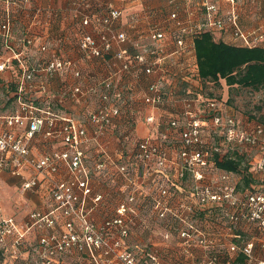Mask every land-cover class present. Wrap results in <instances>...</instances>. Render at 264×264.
Masks as SVG:
<instances>
[{
    "label": "built area",
    "instance_id": "1",
    "mask_svg": "<svg viewBox=\"0 0 264 264\" xmlns=\"http://www.w3.org/2000/svg\"><path fill=\"white\" fill-rule=\"evenodd\" d=\"M5 1L7 13L0 35L12 56L0 60V71H6L14 61L19 71L17 106L0 116V172L23 177L30 167L36 173H58L63 162L70 175L51 182L54 207L31 215L28 229L35 225L54 229L62 218L60 234L40 239L43 251L58 254L76 248L93 252L111 241L105 252L113 250L121 258L129 257L131 264L133 257L120 249L130 230L129 216L137 208H154L163 221L165 238L177 236L182 250L190 254L196 246L201 249L191 260L181 258L171 264H234L223 259L225 246L242 252L246 263L264 264V123L256 119L247 122L237 112H228L226 103L217 96L204 92L193 39L204 29L229 30L238 43H263L264 28L242 24L241 0H167L171 5L167 11L165 7L156 11V7L146 6L143 15L133 10L126 14L127 19L115 0H66L80 25L72 34L74 38L64 28L60 30L63 35L54 40L49 36L50 24H40L41 5L29 15L30 21L38 22L39 32L26 26L17 38L9 19L12 5L20 2L26 9L33 0ZM73 40L76 54L64 52L67 47L62 50L63 44ZM54 43L57 48L51 45ZM170 43L172 48H168ZM47 49L52 53L45 62L32 61L34 53ZM89 57L110 64V71L96 89L98 106L86 111V119L52 110L51 102L44 99L50 78H60L61 99L79 102L83 95L92 93L95 86L87 85L90 81L85 79L89 72L84 64ZM177 92L172 100L171 95ZM133 102L144 111L147 124L166 127L155 132L149 129L148 134L130 140L138 122L132 117ZM168 102L173 103V109H166ZM123 112L131 115V127L120 133L121 139L124 145L132 143V149L114 157L100 138L115 128V120ZM38 135L61 140L64 149L34 155L32 145ZM95 141L100 149L98 157ZM90 144L94 157L89 153ZM227 151L248 154V169L256 179L252 187L239 185L240 172L217 165L215 153L223 156ZM97 173L110 176L119 185L117 189L127 193L116 206L118 212L102 224L90 218V211L104 198V193L94 190ZM189 180V196L178 199ZM39 181L34 174L21 185L24 190H34ZM241 223L252 224L256 235L234 234ZM104 231L111 235L106 237ZM9 234L16 240L24 236L13 217H0V241ZM148 255L157 261L155 251Z\"/></svg>",
    "mask_w": 264,
    "mask_h": 264
},
{
    "label": "rangeland",
    "instance_id": "2",
    "mask_svg": "<svg viewBox=\"0 0 264 264\" xmlns=\"http://www.w3.org/2000/svg\"><path fill=\"white\" fill-rule=\"evenodd\" d=\"M248 1L250 2V6L259 3V0ZM248 1L241 0L239 7L243 8ZM17 6L16 4L15 8ZM251 14L253 24H249V26H258L263 30L264 13H262V11H257L255 13L251 12ZM72 38H74V35ZM16 47L18 48L21 46L16 43ZM47 50L46 52L52 51V49ZM5 55L4 52H1L0 60L5 58V60L11 59L12 55L4 57ZM25 60L28 61V57H25ZM89 64V67L86 65L88 68H90ZM88 72L90 73V69ZM69 78L68 80L70 81ZM53 79H55V77ZM85 79L86 81L87 79L90 81L89 83L87 82V85L90 84L95 86V88L91 90L92 93H86L79 101L82 102V104H86L84 106L88 110L91 102L93 108L100 103L99 91L96 89L100 88L101 79L91 81L90 74L86 75ZM8 80H10V78H8ZM205 87L211 94L218 96L220 101L222 100L226 103L224 106L225 108L227 106L228 112H237L240 116H243L247 122L254 120L256 117L264 121V88L256 89L238 84L229 85L226 83L225 79H222L221 83L218 84L217 82L212 83L208 81ZM7 95L8 93L5 90H0V107L8 101L9 97ZM177 95L178 92L173 93L171 95L173 98L172 100H174ZM68 101L67 104L76 103V101L69 98ZM89 101L90 103H88ZM47 102H51V99L48 98ZM16 106L17 103L15 101L14 109ZM148 133L149 131L146 132V134ZM131 146L132 144L130 147ZM247 147L248 146L244 147L245 151H247ZM98 175L97 173V178L99 177ZM106 178V181L104 180L103 183H107V193L109 196L106 197L107 200L105 204L101 205L102 203L99 202L100 215H97V217L94 216L95 206L90 211L91 220L97 224H100L107 217L115 215L118 212L116 207L118 202L127 194L126 192L121 191L120 193L119 191V193L115 192V194L111 195L110 191H112L116 185L110 176ZM10 182L13 181L11 180ZM18 182L8 188L0 189V217H13L17 221L19 229L22 230L24 236L16 240L15 235L9 234L4 237L3 241H0V264H129V257L121 258L113 250L108 253L105 252V249L112 245L111 241L110 244H102V247L93 252L89 250L82 251L76 248H70L58 254L44 252L40 239L52 233L60 234L63 230L62 218H59L54 229L45 227L39 228L36 225L28 229V226L32 223L31 215L33 212L48 211L54 207V201L50 193L51 186H49V189H46V193L50 200L46 204H41L36 201L34 192L24 190L21 183ZM184 184L185 186L177 197L178 199H185L189 196L188 192H190L192 181H185ZM129 222L130 230L127 235L123 236V244L120 249L121 251L130 253V256L133 257V262L131 264H171L180 261L181 258L191 260V257L196 256L201 250L200 247L196 246L193 248V253L190 254L182 250L183 245L180 244L181 239L177 238V236L165 238L164 235H162L163 221L157 216L154 208H137L136 212L129 216ZM103 234L106 237L107 235H111L108 231H104ZM115 235H117V233H115ZM109 239H111V237H109ZM149 251H155L157 253L158 259L156 262L148 255Z\"/></svg>",
    "mask_w": 264,
    "mask_h": 264
},
{
    "label": "crops",
    "instance_id": "3",
    "mask_svg": "<svg viewBox=\"0 0 264 264\" xmlns=\"http://www.w3.org/2000/svg\"><path fill=\"white\" fill-rule=\"evenodd\" d=\"M116 3L120 4L124 10L123 17L128 18L126 14L130 13L133 10H138L143 15V8L146 6L156 7V11L160 7H165L167 9L171 8V5H169L167 0H142L140 3H124L121 2V0H115ZM16 4L12 5V12L14 15H16L19 19V21L23 22V24L26 26H30V29L34 32H39V24L38 22L30 21L29 15L34 14L37 6L41 5L42 10H44L42 17L40 19V24L48 23L49 25V36L51 39H57L60 34L63 35V32L60 31L64 28H66L67 34L72 37V34H76V31H78L79 23L78 18L76 19L72 12H69L68 10V3L66 0H33L32 4L28 5L26 9H22L18 4V6L15 8ZM264 5V0H259V3H256L253 6H250L249 4L245 5L243 8L239 7V11L241 13V21L242 24L246 27L249 26V24L252 23V14L251 12H257L261 11V7ZM242 8V9H241ZM14 10V11H13ZM1 13V12H0ZM145 15V14H144ZM33 16V15H32ZM152 16V15H151ZM153 17V16H152ZM260 17V16H258ZM123 18V19H124ZM264 18V17H263ZM32 19V18H31ZM254 22V21H253ZM17 31V38L19 37V30ZM217 36L224 38L227 41H233V36L231 31L229 30H219L216 32ZM18 43V41H15L14 44ZM58 44V43H57ZM54 48H57L58 45L56 43L51 44ZM75 47V49H71V47ZM174 45L173 43L168 44V48H172ZM67 47V50L64 52L76 54V41L74 43V40L71 41L69 44L65 45L63 44L62 50H65ZM19 50L21 47L18 48ZM1 52H4L6 55L4 57L12 55V52L8 49H6L2 39L0 38V57ZM52 52H44V53H34V55L31 57L32 61L34 63H42L45 62L46 58L50 56ZM90 62V64H89ZM88 64L90 65V68H88ZM88 67H87V66ZM110 64H107L105 61L100 60L96 57H89V61H87L84 64L85 68L90 69V76L91 81L95 79H103L104 75L110 71ZM18 71L19 68L16 65V61L12 62V65L6 70V71H0V90H5L8 93V101H6L1 107H0V116H3L5 114L11 113L14 110L15 107V101H16V90H17V79H18ZM7 78V80H6ZM10 78V80H8ZM100 80V81H101ZM89 83V82H88ZM61 80L58 77H55V79L50 78L48 79V87L49 91L46 94L47 96L44 97L45 100L48 101V98L50 97L51 103L50 107L52 110L56 112H65L70 115H73L74 117L86 119V111L82 102H76L72 104H67L69 101L68 99H61L59 98V90H61ZM171 102V101H170ZM166 104V109H173L172 104L170 103ZM90 103V101L88 102ZM134 106V113L132 114V117L138 120L135 128L136 131L134 132L133 138L130 140H134L142 136V134H146L149 129H152V131H158L159 129L162 130L166 127L165 124L160 125L159 127H152L149 124H147L144 119L142 113L144 112L139 108V104H135L133 102ZM89 108H93L92 102L89 105ZM131 115L129 113L123 112L119 117L115 120V128L112 131H109L105 134V136L100 138L101 143L103 144L104 148L108 149L114 157L120 156L122 152L128 151L132 148H130V145L132 143H127L126 145L123 144L121 139V134L123 131H128L131 127L130 123L131 120L129 119ZM1 124V121H0ZM89 127H91L89 125ZM97 143V144H96ZM64 149V145L59 139H53V138H47L42 135H38L33 140L32 145V152L36 156H41L45 153H52L55 151H60ZM95 149H96V156L99 155V146L98 142L95 141ZM89 153L92 157L94 154V146L90 144ZM34 174H37L40 179L39 186L34 189L30 190L34 192L36 201L41 204H46L50 198H48V195L46 193V189H49V186L51 185V182L54 179L59 178H67L70 175L68 174V169L65 165V163H61L60 165V171L58 173H51V172H45V173H36L34 169L27 167L23 172V177L19 176H13L10 173L6 171L0 172V189L2 188H8L15 185L16 182L21 183L23 179L28 178L29 176H32ZM99 177L95 179L94 181V190L95 192H102L104 193L105 197L99 201L102 203L101 205L105 204V201L107 200L106 197H108V186L107 183L104 184V180L106 181L107 178H104L101 175H98ZM10 179V180H9ZM13 182H10V181ZM18 180V181H17ZM99 180V182H98ZM242 181V178L240 182ZM242 185V183L240 184ZM119 185L117 184L116 187L113 188L112 191H110V194L113 195L116 193H119V190L117 189ZM29 191V190H28ZM121 193V192H120ZM99 203V204H100ZM99 204L97 207H95L94 216L97 217V215H100V208ZM239 228L234 229L233 231L236 232L234 234H237L239 232L243 233L248 238H253L256 234L254 231V227L252 224H239ZM232 233V232H231ZM231 233L228 235V239L231 236ZM224 257L223 259H229L234 264H253V263H246L245 255L242 252H239L237 250H232L231 248H228L225 246Z\"/></svg>",
    "mask_w": 264,
    "mask_h": 264
},
{
    "label": "trees",
    "instance_id": "4",
    "mask_svg": "<svg viewBox=\"0 0 264 264\" xmlns=\"http://www.w3.org/2000/svg\"><path fill=\"white\" fill-rule=\"evenodd\" d=\"M18 3L23 7V3ZM249 3L248 1L246 5ZM260 10L264 13V5ZM0 12L1 24L5 21V14L7 13L5 0H0ZM9 19L14 26L15 35L17 34L16 30H19L18 34H20L25 29L23 22L19 21L12 11ZM217 31L204 29L195 33L193 38L198 73L203 82L204 92L209 96H216L207 90L205 84L208 81L218 84L221 83L222 79H225L229 85L238 84L256 89L264 88V41L261 44L248 46L238 43L235 39L227 41L220 36L218 37ZM0 38L3 41L1 35ZM256 120L264 123L258 118ZM214 159L219 167H225L242 174V181L239 182V185L242 183V186L252 187L256 179L248 169L249 156L246 152L231 153V151H227L223 156L215 153Z\"/></svg>",
    "mask_w": 264,
    "mask_h": 264
}]
</instances>
